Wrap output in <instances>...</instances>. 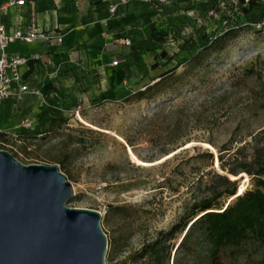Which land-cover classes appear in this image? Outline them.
<instances>
[{
  "label": "rangeland",
  "instance_id": "374dc122",
  "mask_svg": "<svg viewBox=\"0 0 264 264\" xmlns=\"http://www.w3.org/2000/svg\"><path fill=\"white\" fill-rule=\"evenodd\" d=\"M192 3L180 2L175 10L165 5L162 12L158 2L133 0L127 11L134 15L128 18L131 28L115 33L105 52L109 72L82 64L77 53L65 59L68 52H54L57 60L48 66L46 81L58 93L43 92L42 99L0 108L1 129L18 131L26 116L33 122L30 131L37 136L13 143L22 154L16 158L26 165L58 166L74 188L67 206L102 213L107 264H173L183 235L168 240L162 231H170L195 202L222 188L218 175L224 171L209 142L227 149L222 154L229 167L255 170L264 161V22L240 26L231 7L188 14ZM165 24L174 25L187 41L180 51L170 43L147 44ZM85 37L80 36L81 55ZM124 38L132 40L131 47L122 44ZM133 49L144 52L140 65ZM167 71L171 74L155 96L130 98ZM239 177L243 193L254 187L255 176ZM158 238L157 249L147 247ZM175 261L264 264V244L251 233L241 245L223 248L213 262L211 245L198 227Z\"/></svg>",
  "mask_w": 264,
  "mask_h": 264
},
{
  "label": "water",
  "instance_id": "95a60500",
  "mask_svg": "<svg viewBox=\"0 0 264 264\" xmlns=\"http://www.w3.org/2000/svg\"><path fill=\"white\" fill-rule=\"evenodd\" d=\"M74 196L58 166L0 150V264H107L103 215L68 207Z\"/></svg>",
  "mask_w": 264,
  "mask_h": 264
},
{
  "label": "trees",
  "instance_id": "16d2710c",
  "mask_svg": "<svg viewBox=\"0 0 264 264\" xmlns=\"http://www.w3.org/2000/svg\"><path fill=\"white\" fill-rule=\"evenodd\" d=\"M183 1L193 2L191 5L192 11L188 12H195L198 10V13L207 14L210 9L215 13V11L224 12V9L231 7L241 18L240 26L245 24L249 26H259L264 22V0H174L173 10H175V6L178 3ZM222 2L225 4L222 5ZM164 9L166 8L163 6L162 12ZM165 26L167 28L163 27L165 30L163 29L162 33H159L158 38L154 41L159 44L162 43V46L166 45L169 43L170 33H173L174 41L180 51L181 47H183L187 41L182 37L181 33H177L174 25L165 24ZM232 32L233 29H230L222 36H227ZM218 38L219 37H216L212 40L208 47L213 46ZM136 50L137 49L132 50L131 56L138 65H140L143 60L142 56L144 52L141 50L137 52ZM165 55L166 53L162 54L164 58ZM135 72L139 73V69L137 68ZM170 72L171 71L162 73L154 80L153 84L146 86L144 90L135 92L130 98L138 101L152 98L159 92L165 78L171 74ZM43 92L46 96L50 92L58 93L57 89L51 84L45 85ZM52 122H57V119H52ZM3 136L4 134H2V137ZM19 136L27 139L35 138L37 135L30 130H21ZM209 143L217 149L220 168L224 171L223 174L218 175V178L221 180L222 188L215 189L212 195L195 202L191 208L188 209L185 217L174 225L170 231H162V235H166L168 240L175 239L176 235L179 233L183 235L180 244L174 249L173 264H176L175 257L178 251L189 242L198 227L203 228L205 237L211 245L213 262H217L223 248L241 245L251 233L255 234L264 244V161L255 170H252L247 165H242L240 170L236 167H229L224 163L222 154V152L227 149H221L216 147L212 142ZM209 155L212 157L213 153H209ZM15 157L17 156L15 155ZM241 173L255 176L254 178L256 179L252 189L247 190L243 194H238V184L240 181H233L231 179H235ZM227 174H231V179ZM232 198L234 199L229 203L228 201ZM160 245L161 240L158 238L147 247L155 250ZM167 250H169L170 255V248L167 247Z\"/></svg>",
  "mask_w": 264,
  "mask_h": 264
},
{
  "label": "crops",
  "instance_id": "0c3cea01",
  "mask_svg": "<svg viewBox=\"0 0 264 264\" xmlns=\"http://www.w3.org/2000/svg\"><path fill=\"white\" fill-rule=\"evenodd\" d=\"M7 1L0 0V23H5L10 31L23 29L32 24L41 28L59 27L64 34L63 43L56 46L44 43L28 45L15 43L10 47L12 52L19 51L26 55L39 54L41 56V61L34 70L36 75L33 79V84L41 89H44L47 84L48 66L55 64L57 60L54 52H68L65 59H72L77 53L78 60L82 64L90 63L92 66L97 64L101 67L100 73L109 72L110 69L104 67L108 57L105 52L109 50L112 42H115V33L116 35L123 34L131 28L128 18L132 14L127 11L134 7L133 0H26L25 5L10 8L6 14L1 7ZM113 5H118L115 14L110 12V7ZM158 5L162 6V4ZM158 10L162 11V8L160 7ZM83 34L86 35V48L81 55L78 47L84 44L80 38ZM147 44H157V42L152 41ZM91 54H96V56L91 57ZM90 57L91 59L88 61ZM112 61L111 59L109 63L112 64ZM51 96L54 95L51 94ZM33 100L39 99L28 97L26 102ZM52 101H55V97L52 98Z\"/></svg>",
  "mask_w": 264,
  "mask_h": 264
},
{
  "label": "built area",
  "instance_id": "2783aa9c",
  "mask_svg": "<svg viewBox=\"0 0 264 264\" xmlns=\"http://www.w3.org/2000/svg\"><path fill=\"white\" fill-rule=\"evenodd\" d=\"M144 2H158L165 5L174 3V0H143ZM26 0H8L1 9L4 13H8L10 8L21 7L25 5ZM225 3L222 2V5ZM118 5L110 7V12L115 14ZM191 12H188L190 14ZM193 13V12H192ZM64 34L59 27L41 28L34 25L26 26L23 29H15L10 31L5 23H0V108L3 104L25 103L28 97L43 98V89L33 84L36 73L34 70L41 61L39 54L26 55L19 51L12 52L11 45L19 43L28 45L33 43H44L49 46L62 44ZM124 46L130 47L132 40L130 38L121 39ZM169 43L177 45L174 41L173 33H170ZM33 62V63H32ZM120 61L115 59L112 61L114 67H121ZM49 78V75H47ZM81 107L77 110L80 114ZM26 116L22 120L19 130H7L0 128V150L9 151L14 157L22 155L13 143L25 144V139L19 136L21 130H31L33 122ZM2 134L4 136L2 137Z\"/></svg>",
  "mask_w": 264,
  "mask_h": 264
},
{
  "label": "bare ground",
  "instance_id": "6f19581e",
  "mask_svg": "<svg viewBox=\"0 0 264 264\" xmlns=\"http://www.w3.org/2000/svg\"><path fill=\"white\" fill-rule=\"evenodd\" d=\"M214 153L216 154L217 152L216 151H214ZM243 193V190L241 189V190H239V192H238V194H242Z\"/></svg>",
  "mask_w": 264,
  "mask_h": 264
},
{
  "label": "snow or ice",
  "instance_id": "6c2138e0",
  "mask_svg": "<svg viewBox=\"0 0 264 264\" xmlns=\"http://www.w3.org/2000/svg\"><path fill=\"white\" fill-rule=\"evenodd\" d=\"M243 190V189H242Z\"/></svg>",
  "mask_w": 264,
  "mask_h": 264
}]
</instances>
